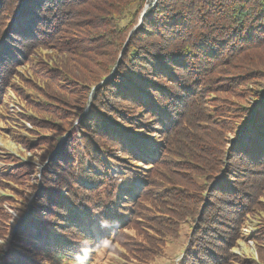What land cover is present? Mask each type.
<instances>
[{"label":"trees","instance_id":"trees-1","mask_svg":"<svg viewBox=\"0 0 264 264\" xmlns=\"http://www.w3.org/2000/svg\"><path fill=\"white\" fill-rule=\"evenodd\" d=\"M0 140V264H264V0H0Z\"/></svg>","mask_w":264,"mask_h":264},{"label":"rangeland","instance_id":"rangeland-1","mask_svg":"<svg viewBox=\"0 0 264 264\" xmlns=\"http://www.w3.org/2000/svg\"><path fill=\"white\" fill-rule=\"evenodd\" d=\"M148 9H149V6H146L145 9H144L145 13H147V10ZM142 18H144V17H142ZM141 23H142V21H140V24H139L140 26H141ZM90 103H93V97L91 98ZM90 105L88 106L86 112H90ZM76 128H79V124L78 123L76 124ZM66 137L67 136H65L64 138H66ZM62 141H63V139L61 140V143H62ZM3 145H5V143L0 140V146H3ZM10 146L11 145H9L8 147H10ZM52 155L53 154H51V156ZM49 160L50 159H48V161L46 162V165H44L43 167H41V171L44 170L45 166L49 167V164H50ZM51 172L54 173V171L52 169H51ZM38 178L40 179L41 186H43V184L41 182L42 181L41 174H39ZM199 193L200 194H198L197 200L195 202H193L194 210L191 212L192 214H195L196 213L197 207H198V205L200 203V200H201V196L200 195L202 194L204 196H207L205 194V192H203V191H200ZM33 211H34V205H33V203H29L28 215L29 216H32L31 214L33 213ZM9 212L12 215V219L13 218L16 219V221L14 220V222L12 224V226H13V232H12V234L13 235L8 239L9 241L7 243L5 241L4 242L3 241H0V243H3V246L5 248H7V251H15L12 242L14 241V238H15V235H16L15 232L18 229V224L21 221V219H18L17 218L18 213L16 211H13V210L10 209ZM180 223H181V227L179 225V228H180V231L183 232V235L180 237L179 242L177 241V243H176V250L174 248L171 249V250L167 248L166 252H163V251L156 252V259L151 264H181V260L183 258V253L182 252H184V250H185V244L187 242V241H185V236H186V234L188 232L187 236L189 238L191 236V234H190L191 233V230H190L189 224H185L183 222H180ZM249 231L252 232V226H250L248 229H244V232L246 233V235H248ZM231 232H233V231H231ZM125 233H127V232H125ZM126 236L128 237V234H126ZM129 238H131V236H129ZM236 239H237V237H236ZM236 239L234 238V240H232L233 241L232 244L227 243L224 247H223V244H222L219 248H217V253L220 254V255L221 254L226 255V257H227L228 252L226 251V248L231 247V246H234V247L228 249V251H229V253L231 255H233V253H237V256L244 257L245 256V253L250 254V253H253L254 252L253 254L256 257L258 256L257 251H256L255 246H254V243H253L252 240L248 241V243H247V245L251 249L246 246L244 248L243 247H239V250L238 249H235L234 250V248L238 245V244H235ZM243 245H245V244L243 243ZM179 253H180V255H179ZM217 253H214V254L208 253V255L206 257H202L201 256L202 258H204L203 259L204 261H201V264H214L213 261H210L209 260L211 257H213V259H218L219 260V263H217V264H221V261H224L223 259H219L217 256H212V255H216ZM117 255L118 254H116V255L113 256L111 254L105 255V254L101 253V255H99L100 256V259H99L98 264H108V263L116 264L117 263L116 262V259H119V258L116 257ZM202 258H200V259H202ZM120 263H122V261ZM140 263L144 264L142 261H140ZM222 264H230V263L223 262Z\"/></svg>","mask_w":264,"mask_h":264},{"label":"water","instance_id":"water-1","mask_svg":"<svg viewBox=\"0 0 264 264\" xmlns=\"http://www.w3.org/2000/svg\"><path fill=\"white\" fill-rule=\"evenodd\" d=\"M145 14H146V13H145V11H144V13L142 14V17H144ZM63 140H64V138H63Z\"/></svg>","mask_w":264,"mask_h":264}]
</instances>
